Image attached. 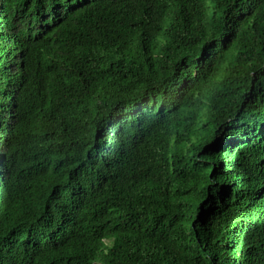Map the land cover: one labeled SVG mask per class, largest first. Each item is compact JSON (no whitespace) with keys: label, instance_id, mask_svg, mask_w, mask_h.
<instances>
[{"label":"trees","instance_id":"16d2710c","mask_svg":"<svg viewBox=\"0 0 264 264\" xmlns=\"http://www.w3.org/2000/svg\"><path fill=\"white\" fill-rule=\"evenodd\" d=\"M0 264H264V0H0Z\"/></svg>","mask_w":264,"mask_h":264}]
</instances>
